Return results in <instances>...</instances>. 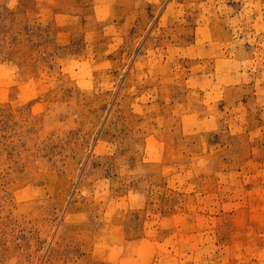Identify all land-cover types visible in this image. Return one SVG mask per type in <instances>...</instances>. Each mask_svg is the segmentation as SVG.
I'll list each match as a JSON object with an SVG mask.
<instances>
[{
	"label": "rangeland",
	"instance_id": "1",
	"mask_svg": "<svg viewBox=\"0 0 264 264\" xmlns=\"http://www.w3.org/2000/svg\"><path fill=\"white\" fill-rule=\"evenodd\" d=\"M0 264H264V0H0Z\"/></svg>",
	"mask_w": 264,
	"mask_h": 264
}]
</instances>
